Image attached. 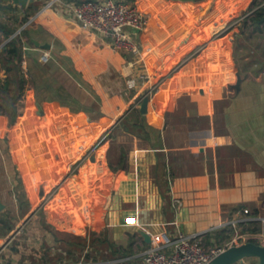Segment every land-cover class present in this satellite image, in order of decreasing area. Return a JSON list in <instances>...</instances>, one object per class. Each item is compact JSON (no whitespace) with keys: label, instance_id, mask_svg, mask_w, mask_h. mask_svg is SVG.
Returning a JSON list of instances; mask_svg holds the SVG:
<instances>
[{"label":"crops","instance_id":"0c3cea01","mask_svg":"<svg viewBox=\"0 0 264 264\" xmlns=\"http://www.w3.org/2000/svg\"><path fill=\"white\" fill-rule=\"evenodd\" d=\"M10 1L0 0V23L14 26L5 16L16 10L6 8ZM71 1L80 0L17 4L29 14L27 22L9 36L0 28V48L20 35L23 67L30 53L39 64L40 54L48 51L51 62L48 66L42 62L44 75L57 68L68 82L82 88L79 95L88 97L84 104L85 98L75 95L77 108L71 111L65 100L61 105L68 108L65 113L95 114L87 122L80 120L84 129L95 122V130L104 129L110 120L120 134L84 162V168L92 166L84 171V182L64 172V162L53 159L50 175L64 176L59 192L43 205H36L35 195L43 197L51 185L43 180L42 188L36 186L30 173L26 188L18 173L14 193L0 191V264H144V250L161 245L168 251L178 230L201 233L207 243L216 244L234 229L254 232L249 230L259 220L264 222V23L254 22L250 37L254 57L245 49L249 44L245 29L239 28L236 42L221 43V50L211 43L222 37L211 35L218 17L226 21L241 16L260 0H119L151 12L143 30L128 27L144 56L143 63L134 65L129 64L136 59L131 52L115 49L110 37L79 24L67 8ZM204 41L208 42L198 54L177 67ZM44 43L49 46L40 45ZM3 65L0 59V77L7 74ZM143 69L150 80L137 77ZM131 76L134 88L128 90L125 82ZM159 79L158 90L149 93L146 111L141 112L145 92ZM138 98L136 108L132 103ZM40 147L44 150V145ZM69 148L64 150L71 155ZM33 157L36 163L42 161ZM18 158L13 157L17 165ZM97 176L104 178L97 183L101 188L92 185L91 178ZM75 179L79 187L73 186ZM11 208L16 214L7 221L4 213ZM234 220L235 228L230 224Z\"/></svg>","mask_w":264,"mask_h":264},{"label":"rangeland","instance_id":"374dc122","mask_svg":"<svg viewBox=\"0 0 264 264\" xmlns=\"http://www.w3.org/2000/svg\"><path fill=\"white\" fill-rule=\"evenodd\" d=\"M249 8L251 7L249 6L247 9H245L244 12L240 14L241 16L232 17V19H228L226 21L225 19L218 17L215 21L217 23L214 27L216 28V32L215 34L211 35V38H217L220 36L222 38L220 41H215L211 44H216L215 46L218 49H222L221 43L234 42L235 37L239 32V28L241 27L245 29V32H247L245 39L246 42H249L250 44H248L247 48H245L249 49L247 54L254 57L253 40L250 38L254 35V32L252 31L254 28V22L252 19L254 12L247 15ZM8 13V15L5 16L7 19L10 18L12 22H7L13 24L17 28L27 22V20L24 22H20L19 20L16 21V19H19L20 16L22 17L24 15L22 10L16 9L15 11H8ZM27 26L28 24H25L24 28L27 29ZM24 37L25 34L23 35V39L25 41ZM29 44L31 45L30 42ZM39 53L40 51H38L37 56ZM30 54L28 55L29 61L26 60V67L21 65L19 67V70L21 69L20 72L24 73L26 76L27 83H25L24 88L26 89L24 90L26 92L20 94V97L14 101L17 110L15 119L13 121L9 120L8 115H6L3 109L0 108V191L5 192V190L9 189V192L14 193L13 191H15L14 189L17 186L16 181L18 173L21 174V177L24 181V188H26V186L29 184L27 182V177H29L28 173H30L29 175L32 178L35 177L37 180L34 183L36 186L42 188L44 181L49 186L51 185L50 190L44 194L43 197L38 193L35 195V197L39 198L35 202L36 205H43L44 203L50 201L55 193L59 192L61 187L60 181H62L64 176L63 173L54 175L53 172L52 176L50 175V172L53 170L52 166H54H50L54 163L53 159L54 161L56 160L57 164L64 162V172H68V174L72 175L73 177L77 176L76 179L78 181L79 178L83 181L82 177L84 176V171H91L92 169V166H87L84 168V166H82L84 162L89 161V159L95 154V151L98 149V147H100L105 141L114 139L116 142V139L119 137L117 135L120 133L118 132L117 127L113 125L114 123H112L110 120L107 121V124L103 127L104 129L100 130L99 128L98 130H95L96 126L98 125L97 122L92 124L91 127L90 125L85 124L84 127L87 126V129H84L80 120L83 119L84 122H87L90 119L89 117H97L95 114L78 115L73 114L72 112H70V115L66 114L68 112V108L61 106L64 104L65 100H67V102L70 104L69 110L71 111L77 108L75 106L76 103L74 102L75 95L78 94L79 98L80 96L85 98L83 100L84 104L87 102L88 97L86 98V95H79L82 91V88L77 84H74L72 81L71 83L68 82V80L62 76L57 68H53L51 66L52 68H50V74H47L49 77L44 75L46 73V69H44L42 66V61H39L40 63L38 64L37 58L35 57V60H32V55ZM50 60L51 58L48 61L43 62L44 66H48L47 64H50ZM29 62L31 63L30 67ZM177 67H181L180 64ZM232 71L233 70H228L231 75ZM132 77L133 76L129 77L125 82V86L128 90L134 88L132 81H130V78ZM51 84H54V86ZM58 85H61V87ZM51 86L52 89L50 88ZM148 90L145 92V95H150L153 93L150 92L149 94ZM49 99L56 100L49 101ZM140 100V98L135 100L132 103V106L137 108V104H139ZM23 124H25V126ZM71 142H76L75 148H72V146L75 145L73 143L71 144ZM39 144H41V146L44 145V150H42L41 147V150L37 148ZM65 144L67 145V149L69 147L72 149V151H70L71 155L65 151L67 150L64 147ZM82 146L83 148H81ZM103 148L104 147L98 151H103ZM33 155L39 157L40 160L42 159V161L36 163L38 159H34ZM13 157H19L18 159L20 160V163L18 165L13 160ZM43 158L45 160H43ZM32 160L35 162H30ZM97 166V173L100 174L99 171L101 172V170H99V168L102 167V163ZM94 168L96 169L95 165ZM49 169H51V171ZM76 179L73 186L79 187L80 184ZM91 179L93 187L96 185H99L100 188L102 187L100 182L99 184L97 183L98 181H104V178L97 176V178ZM73 186L72 188H74ZM82 188H84V185H82ZM31 197V199L34 200V196ZM8 206L10 207L11 204ZM10 210L4 213V218L7 221H10V219L14 217L13 213L16 214L12 208ZM261 225V221L259 220V223L254 226V228H257L254 232L259 233L262 227ZM253 230L254 229L249 231ZM235 264H257V259L255 257H246L242 261H239Z\"/></svg>","mask_w":264,"mask_h":264},{"label":"built area","instance_id":"2783aa9c","mask_svg":"<svg viewBox=\"0 0 264 264\" xmlns=\"http://www.w3.org/2000/svg\"><path fill=\"white\" fill-rule=\"evenodd\" d=\"M67 8L83 28L110 37L115 49L126 50L135 55L136 59L130 60V65L136 62L143 63L144 56L140 46L131 37L128 27L137 31L143 30L150 22V10L142 9L133 2L119 0L71 1L67 4ZM260 8H264V0H260L247 15ZM207 42L199 44L192 53L185 54L179 64H184L189 58L198 54ZM48 58L49 53L46 50L39 56L42 62L48 61ZM137 77L143 81L151 79V75L145 69ZM130 81L134 85L135 78H130ZM160 82L161 79L149 85L148 92H156ZM243 211L248 213L249 209L244 208ZM236 222L234 220L230 224L235 228ZM246 240L264 242V223L259 233L239 232L238 229H234L233 233L220 244L207 243L201 233H184L178 230L168 245L170 247L168 251L161 245H150L144 250L142 259L144 264H207L226 246Z\"/></svg>","mask_w":264,"mask_h":264},{"label":"trees","instance_id":"16d2710c","mask_svg":"<svg viewBox=\"0 0 264 264\" xmlns=\"http://www.w3.org/2000/svg\"><path fill=\"white\" fill-rule=\"evenodd\" d=\"M10 1V0H7ZM11 2V1H10ZM14 5V6H13ZM12 2L6 5V8H15L18 10H22L20 6L17 4H13ZM33 2L31 1L28 7L32 6ZM263 10H259L256 12L255 16L253 15V22L256 24L264 23V19L261 20L263 16ZM28 13L25 14L20 18V22H24L28 18ZM0 28L2 29L3 33L6 36L12 34L16 27L15 26H8L0 23ZM24 33L26 30H23ZM21 37L20 35H15L11 39H9L1 48H0V59L4 61L3 67L7 71V74L3 77H0V108L8 115V119L13 121L16 117V107L14 101L20 97L22 91L24 89V85L26 83V78L24 73H21L19 70L20 61H21V47H22ZM6 53L7 57L3 54ZM10 61L12 65L10 64ZM16 69H14V68ZM14 71L11 76L8 72ZM134 112L137 110L135 107H131V111ZM138 111V110H137ZM140 113V111H138ZM126 116H124L120 123L125 122ZM134 123L136 120L133 121ZM257 228H254L256 231ZM252 230V229H251Z\"/></svg>","mask_w":264,"mask_h":264},{"label":"water","instance_id":"95a60500","mask_svg":"<svg viewBox=\"0 0 264 264\" xmlns=\"http://www.w3.org/2000/svg\"><path fill=\"white\" fill-rule=\"evenodd\" d=\"M14 3L25 6L28 0H12ZM264 19V17H263ZM39 45V42L35 41ZM41 46L48 47V43L40 44ZM238 76V74H237ZM240 77L238 76L235 84L239 88ZM148 103V95H144L140 104L141 112H145ZM41 111V110H40ZM2 203L0 202V208ZM145 240L150 241L147 233H142ZM246 257H255L257 264H264V242L246 240L240 241L223 248L218 252L207 264H235L242 261Z\"/></svg>","mask_w":264,"mask_h":264}]
</instances>
